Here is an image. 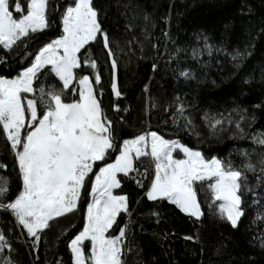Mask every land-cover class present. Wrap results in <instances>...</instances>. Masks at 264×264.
<instances>
[{
  "label": "snow or ice",
  "instance_id": "6c2138e0",
  "mask_svg": "<svg viewBox=\"0 0 264 264\" xmlns=\"http://www.w3.org/2000/svg\"><path fill=\"white\" fill-rule=\"evenodd\" d=\"M53 12H60L62 31L29 50L38 35L57 23L52 18ZM100 15L94 0H66L62 8L54 7L53 0H0V53H3L0 62L8 53L15 52L20 58L15 76L0 75V140L12 158L10 172L9 163L0 158V210L15 218L30 250L37 252L54 227L59 235L67 233L68 228L60 227L58 221L81 211L83 201L82 230L70 237L66 245L71 264H128L127 253L131 249L126 246V240L130 224L128 221L120 224L117 218L124 214L130 220L133 212L128 195L113 191L121 187L124 178L144 189L148 201H167L196 220L204 215L197 182L200 185L207 182L210 208L233 229L238 228L245 215L244 194L253 190L247 173L255 175L259 167L255 187L264 182V132L250 137L261 148L258 159L252 160L255 148L251 152L241 149L239 165L217 156L207 158L179 138H165L159 131H142L118 143L123 124L118 127L102 106V71L90 51L93 43L102 44L110 61V90L120 98L123 93L117 82L118 61ZM137 17L133 10L127 29L135 27L133 21ZM143 20L144 40L134 35L127 41L130 50L131 45L138 43L143 51L144 41L151 35L149 15L145 14ZM203 39V48L192 50L194 59L205 51L212 55L213 46L208 44L207 37ZM226 54L234 68L239 69L251 52L245 48ZM152 67L156 70L157 65L154 63ZM86 70L90 71L89 75L83 74ZM178 75L194 78L189 69H180ZM41 77L55 79L60 87L55 83L37 86ZM144 91H148L147 84ZM68 96L73 98L69 100ZM176 99L174 105L164 108L165 112L171 109L170 122L199 136L186 105L179 102V97ZM113 107L116 112L128 111L119 104ZM152 107L157 105L153 103ZM238 110L246 112L238 108L232 111ZM202 119L213 130L223 131L225 124L234 123V137L244 139L249 134L241 121L251 122L255 117L241 115L233 122L231 116L204 113ZM162 122L168 124L169 120ZM145 158L153 165L152 175L143 167ZM13 175L16 191H13ZM144 179L149 183L145 184ZM150 214L158 221V212L152 210ZM260 247L264 249V240ZM15 251L0 230L3 264H17L12 256ZM56 264L63 262L57 260Z\"/></svg>",
  "mask_w": 264,
  "mask_h": 264
},
{
  "label": "trees",
  "instance_id": "16d2710c",
  "mask_svg": "<svg viewBox=\"0 0 264 264\" xmlns=\"http://www.w3.org/2000/svg\"><path fill=\"white\" fill-rule=\"evenodd\" d=\"M65 3L66 0H53L54 7L62 8ZM94 3L101 10L102 25L109 32L118 61L117 82L123 93L120 98L111 93L110 61L102 50V44H92L90 51L102 71V106L118 127L123 124L118 143L122 138L152 130L159 131L165 138H179L207 158L217 156L239 165L242 157L238 150L251 152L255 148L252 160L258 159L257 153L261 148L250 137L264 132V0H94ZM133 10L138 14L133 21L135 27L127 29ZM145 14L150 17L148 31L151 35L144 41L143 51L138 43L131 45L130 50L127 41L134 35L138 40H144L141 27ZM51 15L57 23L38 35V39L30 43L29 50L55 38L62 31L60 12ZM204 37L213 46L212 55L205 51L194 59L192 50L203 48ZM153 44L157 47L153 48ZM218 48L226 51L217 52ZM245 48L251 55L236 69L226 52ZM154 63L156 70L152 67ZM19 65L20 58L15 52L6 54V59L0 62V75L15 76ZM180 69H189L194 78L180 77ZM77 72L79 74L80 70ZM83 74L89 75L90 71ZM39 83H55L60 87L55 79L47 77H41L37 86ZM146 84L147 92L144 91ZM177 97L186 105L199 136L170 122L171 109L165 112L164 108L174 105ZM72 98L67 97L69 100ZM153 103L157 107L153 108ZM115 104H119L121 109L126 107L128 111L116 112ZM236 108L246 112H233ZM204 113L231 116L233 122L241 115L254 116L255 120L241 121L249 135L240 139L233 135L234 123L225 124L223 131L219 128L213 130L202 119ZM165 119L169 120L168 124L162 122ZM0 158L9 163L10 172L12 158L6 154L2 140ZM143 167L148 168L149 175H152L153 165L149 159L143 160ZM258 174L259 167L255 175L247 173L253 190L244 194L245 215L236 229L210 208L207 182L204 185L197 182L204 215L196 220L167 201H148L144 189L133 180L124 178L121 187L113 191L117 195H128L133 212L130 220L124 214L117 218L120 224L125 221L130 224L126 240V246L131 249L127 253L128 264H264V249L260 247L264 240V182L255 187ZM143 182L147 184L149 180L144 179ZM16 190L13 175V191ZM254 200L257 203H253ZM84 208L82 201L81 211L60 218L59 226L68 228L67 233L59 235L54 227L37 252L30 250L15 218L0 210V230L16 250L12 256L17 264H56L57 260L71 264L70 250L66 245L70 237L82 230ZM152 210L159 213L158 221L150 214ZM73 224L75 227H70ZM188 236L194 239H185ZM0 264H3V254H0Z\"/></svg>",
  "mask_w": 264,
  "mask_h": 264
}]
</instances>
